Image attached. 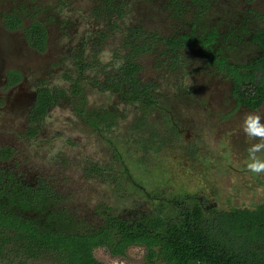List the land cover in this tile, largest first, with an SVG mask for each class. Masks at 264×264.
<instances>
[{
	"label": "rangeland",
	"instance_id": "374dc122",
	"mask_svg": "<svg viewBox=\"0 0 264 264\" xmlns=\"http://www.w3.org/2000/svg\"><path fill=\"white\" fill-rule=\"evenodd\" d=\"M101 1L36 0L27 4L47 30L44 51L39 52L30 48L21 31L4 27L3 15L23 0H0V169L26 184L42 181L50 186L58 197L57 208L65 209L83 229L98 227L104 212L130 218L134 207L146 211L149 206L142 200L149 196L187 195L191 197L188 204L197 200L222 210L264 205V171L253 173L248 168L250 163L264 162V137L244 131L249 115H258L264 124V102L256 108H235L229 78L207 65L195 48L187 47L173 63L160 56V39L191 34L194 21L197 33L215 31V50L229 63L250 61L259 53L251 36L262 27L264 0H205L201 13L197 12L200 3L193 5L192 0H176L175 5L182 6L179 11L173 9V0H115L121 12L113 18L116 24L97 13ZM131 27L159 40L141 59L140 79L152 82L161 99L149 120L154 121L163 143L158 151L147 153L148 161L143 164L140 149L125 138L120 144L118 136L89 127L77 110L82 105L109 109L118 104L115 93L93 82L102 81L121 64ZM109 31L99 55L95 54L97 47L83 46L100 41L101 33ZM83 51L86 70L78 79L84 102L68 91L38 124H30L27 111L35 90L42 86L69 90L67 79L77 77ZM9 71L22 77L15 90L3 86ZM133 111L137 113L136 108ZM106 139L112 140L122 161H111L113 152L104 146ZM253 146H259L258 150L253 151ZM8 147L13 155L3 161ZM95 163L112 166L123 187H109L94 178L90 166ZM130 178L143 190L131 187ZM93 255L103 264H150L145 248L138 245L130 246L122 256L104 247L94 249ZM18 262L19 257L11 254L0 258V264ZM24 264L61 263L46 256ZM155 264L165 263L157 260Z\"/></svg>",
	"mask_w": 264,
	"mask_h": 264
},
{
	"label": "trees",
	"instance_id": "16d2710c",
	"mask_svg": "<svg viewBox=\"0 0 264 264\" xmlns=\"http://www.w3.org/2000/svg\"><path fill=\"white\" fill-rule=\"evenodd\" d=\"M98 12L105 14L112 24H116L112 16L121 14L115 0H102ZM7 23L12 29L10 18ZM128 33L131 42L127 59L105 76L103 83H96L119 93L126 103L149 106L152 98L148 88L138 82L136 74L140 71L137 57L148 52L150 45L139 43L138 29L129 28ZM101 35L104 38L105 33ZM25 37L32 48L44 51L46 32L39 22L27 27ZM204 37L197 39L199 46L210 52L215 34ZM253 40L262 53L249 64L250 71L238 73L227 67L233 76V95L241 107L256 108L264 100V29L257 32ZM182 46L181 38L171 37L165 41L163 55L171 53L176 58ZM95 47L97 55L99 45ZM83 56L84 51L78 58L77 79L86 70ZM210 59L212 64L223 66L224 62L217 57ZM249 81L255 82L254 96L252 92L247 96L246 91L241 90ZM54 101L50 92L39 90L36 112L30 114L31 119H39ZM97 116L95 125L103 120ZM55 193L44 182L30 186L0 171V258L11 254L19 257L17 264L46 256L61 264H103L94 257V249L104 247L122 256L130 246L138 245L145 248L150 264L157 260L165 264H264V205L222 210L201 206L198 201L178 202L168 212L161 209L155 213L149 209L133 213L131 218L104 212L98 227L83 229L65 209L57 208Z\"/></svg>",
	"mask_w": 264,
	"mask_h": 264
},
{
	"label": "flooded vegetation",
	"instance_id": "af4514ba",
	"mask_svg": "<svg viewBox=\"0 0 264 264\" xmlns=\"http://www.w3.org/2000/svg\"><path fill=\"white\" fill-rule=\"evenodd\" d=\"M36 0H23V3H19V5H17L16 8H11V10H9L7 13H5L3 15V19H4V27H6L9 31H21L23 33L24 39L26 41V43L28 44L26 37H25V31L27 29V27H29L32 23L35 22H39L43 28L45 29L46 32V36H47V30L45 28V25L40 22L39 20L36 19L35 17V13H33L34 9H27V4L29 3H34ZM196 1H198L200 3V7L196 6L195 8H199V10L197 12L201 13L202 12V8L203 5L206 4L205 0H192L193 5H196ZM176 0L172 1L173 4V9L178 10L180 9V7L182 6H178L175 5ZM178 3V2H177ZM195 3V4H194ZM25 5V7H24ZM197 8V9H198ZM106 16V15H105ZM31 17V19L27 21V19H29ZM107 17V16H106ZM113 18H115V14L112 16ZM11 21V26H13V28L11 29L9 27V23H7V20ZM260 18L262 19V27L258 30H256L252 36H251V41L252 43L255 45V47L258 49L259 53L256 57L252 58L250 61L244 63V64H239V65H235V64H231L229 63L228 58L221 56L219 54V52H217L215 50L214 47V43L216 41L217 35L215 33V31H211L209 33H214L215 37L213 42L210 44V52L208 51H204V47L203 46H199L201 43L197 40L199 37L205 38L204 36H206L209 33H197L194 28L197 27L198 23L194 22L192 23V28H193V32H191V34L188 35H181L179 37H173V38H181L182 42H183V46L180 50L177 51V57L174 58L171 53H169L168 55L164 56L163 53L166 50L165 47V41L168 40L171 37L168 38H161L160 41L163 44V49L160 51V56L163 59V61H169V63H173L175 60H177L179 58V54L185 50L187 47H192L195 48L196 50H198V52L204 57V61L206 62L207 65L209 66H214L215 69L218 72L223 73L226 77L229 78V80L231 81V91H232V96L234 99V103L235 108H239L241 106L237 105L236 102V98L233 95V91H234V81H233V76L230 72V70L227 68L228 66L232 67L234 70H236L238 73H247L250 71V67L249 64L251 62H253L255 59L259 58L261 56V49L260 47L254 42L253 37L254 35L261 31L262 29H264V14L260 15ZM134 28V27H131ZM136 29H138V33L140 34V38H139V43L142 42H146L147 44H149L150 46H148V49H150L148 52L145 53H141L139 57H137V64L140 66V71L136 74V79L138 80V82L144 86H146L148 88V92H149V96L150 98H152V104L147 106L145 104L142 103H138V104H129L126 103L120 96L119 93L112 91L110 89H106L103 88L102 85L100 83H96L97 85H99L101 90L104 91H109V92H113L118 96V104L115 103L114 106H110L109 109L107 107H98V108H92L90 109V107H85L84 105H82V107L79 109V107H77L78 112L84 116L85 118V122L88 124L89 127L93 128V129H100L102 132H106L107 134H114L115 136L119 137L118 143L121 144V142L124 143V138L127 140V142L132 143L134 145V148L140 149L141 152L143 153V155L141 156L139 161H142L141 164H143L144 161H148V157L147 153L154 150V151H158V147L163 143L162 138L159 137L158 135V130L157 127L154 123V121H150L149 120V116H151L154 112L157 111L158 107H160V101L161 99L159 98V96L156 95V92L154 90V85L152 82H143L140 79V74L142 72V65H141V59L144 55L152 52L154 50V48L156 47V44L159 42L158 38L151 33H146L145 31H143L142 29L135 27ZM111 34V31H109V33H107L104 38L100 37V41L98 42H93V44H91V42H86L85 47L88 46H96L99 45V53L101 52V50L103 49V42L107 39V37H109V35ZM128 30H127V37L128 35ZM157 38V39H156ZM129 40V38H128ZM131 42V39L128 41ZM156 42V43H155ZM154 45H153V44ZM128 44H127V52H125V55L122 57V61L121 64L118 65V67H116L114 70L118 69L119 66H121L125 60L127 59V53H128ZM29 45V44H28ZM30 46V45H29ZM30 48H32L30 46ZM34 49V48H32ZM36 50V49H34ZM38 51V50H36ZM40 52V51H39ZM171 55V56H169ZM212 57H217L218 60H221L223 63V66H216L214 64H212L213 62L211 61L210 58ZM212 62V63H211ZM96 64V63H95ZM88 68L90 66V64L87 65ZM108 72V71H107ZM111 72H108L107 74H105L106 76L110 75ZM104 78L102 79V81L98 80L99 82L103 83ZM22 81V77L20 75L19 72L17 71H9L6 75H5V79H4V88H7L8 90L12 89L15 90V88L17 86L20 85ZM67 82L70 83V87L68 88L69 90H62L61 88L58 87H54V88H49V87H39L37 90H35V92L33 93L32 96V100L30 101V105H29V109L27 111V120L30 124H38L45 116H47L49 109L51 107H53L56 103H58L60 101V99H64L66 97V92L70 93V95L73 98H81L79 100V102H84V97H83V87L82 84L80 83V80L77 79V77H71L69 79H67ZM47 90L48 92L51 93V95H53V97L55 98V101L47 108V110L44 112L43 115H41L39 117V119H31L30 114L35 111V104H36V100H37V94L39 90ZM242 91H246V95H250L251 92L254 96L255 94V82H251L249 81L248 84H246L245 87L241 88ZM249 92V93H248ZM21 102V101H20ZM264 102V100H263ZM262 102V103H263ZM261 103V104H262ZM120 106V107H119ZM242 107H246V106H242ZM137 110V113H135L133 111V109ZM249 108L250 107H246ZM97 115H100V118H102L103 120L101 122H99L98 125L94 124L95 119L98 117ZM124 123H128V126H124L123 128V124ZM127 129L126 134L123 133V130ZM35 129L33 128V131ZM106 141L108 142V145L106 143ZM104 146L106 147V149L111 152H113V159H111V161H122V155L118 154L117 147L116 146H111V142L112 140H108L106 139ZM9 148V153L8 154H4L7 155L6 158H1L3 161H8L10 160V158L13 155V149L11 147ZM156 154V153H154ZM118 156V157H116ZM124 163L121 162V165ZM122 166V167H123ZM128 170V168L126 167V165L123 167V169ZM110 169V171L108 170ZM1 172H4L3 170L0 169ZM90 172L91 175L94 178H97L102 184H105L109 187L111 186H117V187H123V185H119L118 179L117 177L113 174V169L112 166L106 165L105 167L99 166L97 163L93 164L90 166ZM5 173V172H4ZM6 175H11V177H14L16 180H21L19 177H17L15 174H11V173H5ZM123 179V178H122ZM132 185L131 187H139L141 190L142 187L140 186V184L130 178ZM22 181V180H21ZM42 181L37 182V184L41 183ZM37 184L35 183L34 185H30V186H37ZM29 185V184H28ZM120 187V188H121ZM191 197L187 196V195H181V196H174V197H166V196H149L148 198L143 197L142 201H145L146 204L149 206V209L153 210L155 213L161 209H164L165 212H168V210H170V207L173 208L174 205L178 202H182L183 204L187 203L186 200H190ZM197 201V200H196ZM201 206H205L204 204H201ZM214 207V206H213ZM212 207V208H213ZM134 212L135 214H139V213H143L144 210H138L137 208L134 207ZM131 218V217H130Z\"/></svg>",
	"mask_w": 264,
	"mask_h": 264
},
{
	"label": "clouds",
	"instance_id": "9594fccd",
	"mask_svg": "<svg viewBox=\"0 0 264 264\" xmlns=\"http://www.w3.org/2000/svg\"><path fill=\"white\" fill-rule=\"evenodd\" d=\"M244 131L249 136L264 137V124L260 123V117L258 115H249L244 121ZM259 146H253V151L258 150ZM249 170L253 173H260L264 171V162H253L248 164Z\"/></svg>",
	"mask_w": 264,
	"mask_h": 264
}]
</instances>
